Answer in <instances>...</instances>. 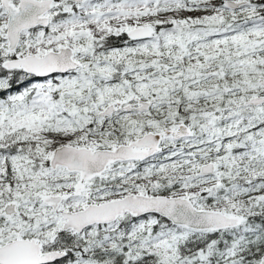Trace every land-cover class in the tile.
<instances>
[{
    "label": "snow or ice",
    "instance_id": "6c2138e0",
    "mask_svg": "<svg viewBox=\"0 0 264 264\" xmlns=\"http://www.w3.org/2000/svg\"><path fill=\"white\" fill-rule=\"evenodd\" d=\"M0 264H264V0H0Z\"/></svg>",
    "mask_w": 264,
    "mask_h": 264
}]
</instances>
